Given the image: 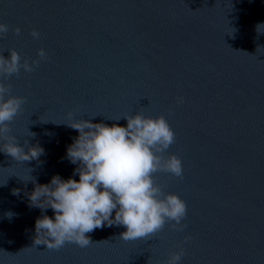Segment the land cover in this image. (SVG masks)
Wrapping results in <instances>:
<instances>
[{
    "label": "water",
    "instance_id": "1",
    "mask_svg": "<svg viewBox=\"0 0 264 264\" xmlns=\"http://www.w3.org/2000/svg\"><path fill=\"white\" fill-rule=\"evenodd\" d=\"M0 22L5 57L47 52L32 72L0 76L26 98L12 134L44 149L30 161L0 151V264H166L180 247L179 264H264V0H0ZM138 111L175 132L165 155L181 158L183 178H155L186 202L183 230L166 222L125 241L123 226L105 225L87 247L34 244L36 219L54 213L30 207L23 180L79 179L68 112L126 126Z\"/></svg>",
    "mask_w": 264,
    "mask_h": 264
},
{
    "label": "clouds",
    "instance_id": "2",
    "mask_svg": "<svg viewBox=\"0 0 264 264\" xmlns=\"http://www.w3.org/2000/svg\"><path fill=\"white\" fill-rule=\"evenodd\" d=\"M8 31L9 26L0 22V36ZM13 31L19 35L21 29L17 26ZM31 36L39 39L40 32L33 28ZM7 51L8 57L0 52V76L5 79L18 76L21 69L30 73L47 58L43 47L31 62L22 59L15 48ZM182 100L177 98L178 102ZM25 101V97L12 94L10 84L0 80V151L16 161L39 160L44 153L39 144L25 141L22 146L12 134L10 124ZM73 115L68 112L62 123L78 132L66 156L77 165L74 174L78 173L79 179H63L58 174L46 184L37 183L31 175L28 180L22 179L34 184L33 190L25 193L30 207H38L42 213L50 207L54 213V218L43 214L36 219L34 244L55 250L66 243L87 247L93 243L87 234L105 225L123 226L126 230L119 237L125 241L149 237L166 222H173L175 230H183L186 202L174 192H165L155 178L159 172L183 178L181 158L174 153L165 155L175 142V132L165 116L125 113L121 118L127 124L121 126L115 122L94 123L91 118L74 119ZM28 132L29 136L35 135ZM13 194L18 196L20 190L13 189ZM6 215L11 219L13 214ZM183 254V247L172 251L166 264H179Z\"/></svg>",
    "mask_w": 264,
    "mask_h": 264
}]
</instances>
